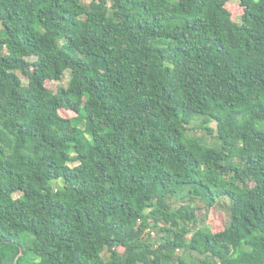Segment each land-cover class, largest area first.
Returning a JSON list of instances; mask_svg holds the SVG:
<instances>
[{
  "label": "trees",
  "instance_id": "obj_1",
  "mask_svg": "<svg viewBox=\"0 0 264 264\" xmlns=\"http://www.w3.org/2000/svg\"><path fill=\"white\" fill-rule=\"evenodd\" d=\"M229 2L0 0V264H264V0Z\"/></svg>",
  "mask_w": 264,
  "mask_h": 264
},
{
  "label": "rangeland",
  "instance_id": "obj_2",
  "mask_svg": "<svg viewBox=\"0 0 264 264\" xmlns=\"http://www.w3.org/2000/svg\"><path fill=\"white\" fill-rule=\"evenodd\" d=\"M227 9L230 11L232 19L238 23L241 22V18L243 15V8L240 5V0H230V2L227 4ZM2 30V26L0 25V31ZM19 76L23 80L25 84H27L28 79L23 74L19 73ZM70 79V70L66 71L63 81L60 83H55L48 81L46 83V86L51 89L52 91L56 92L57 87L59 85L67 86ZM63 117L71 118L76 116L74 112L69 111H61L60 112ZM197 125V124H196ZM216 124L213 123L212 127L215 128ZM197 135L205 137L206 132L203 130H198ZM207 141L213 142V139L209 136H206ZM61 185V182L59 181L56 185ZM229 201L227 199L220 200L216 203L214 207L207 210L203 209L199 215L200 217L206 216V223L212 228L214 232H220L223 231L226 225L229 222L230 218V212H229ZM178 254H181L182 251H177Z\"/></svg>",
  "mask_w": 264,
  "mask_h": 264
}]
</instances>
